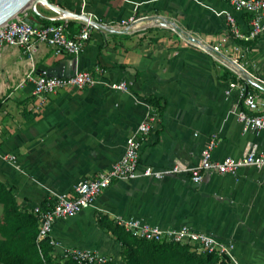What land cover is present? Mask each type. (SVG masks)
Segmentation results:
<instances>
[{
  "label": "crops",
  "instance_id": "crops-1",
  "mask_svg": "<svg viewBox=\"0 0 264 264\" xmlns=\"http://www.w3.org/2000/svg\"><path fill=\"white\" fill-rule=\"evenodd\" d=\"M55 5L91 17L101 27L94 28L78 58L57 57L44 44H37L33 54L0 48V181L22 210L70 195L81 182L109 171L148 119L149 97L167 108L143 149L142 168L164 170L177 163L193 168L214 135L219 138L213 154L217 161L242 156L249 143L264 151V135L245 134L238 124L235 100L225 95L229 73L213 57V46H232L219 15L233 12L227 0H58ZM233 14L240 32L247 34L249 18ZM27 15L43 27L44 19L32 11ZM132 17L136 24L119 27ZM83 24L75 22L69 36ZM248 44L252 52L241 62L264 76V38ZM83 71L93 72L100 85L60 90L44 102L25 81L31 72L69 77ZM120 83L129 91L108 88ZM6 155L16 156V166L3 159ZM132 218L163 230L190 225L234 242L242 264H264V170L243 169L238 177L210 174L201 185L184 175L115 182L93 208L57 221L53 237L62 248L98 252L120 263L122 248L109 223ZM53 254L61 259V249Z\"/></svg>",
  "mask_w": 264,
  "mask_h": 264
},
{
  "label": "built area",
  "instance_id": "built-area-1",
  "mask_svg": "<svg viewBox=\"0 0 264 264\" xmlns=\"http://www.w3.org/2000/svg\"><path fill=\"white\" fill-rule=\"evenodd\" d=\"M227 2L233 12L249 18L250 29L247 34L241 33L233 12L225 11L219 14L226 20L232 46L229 49H224L220 45L213 46V57L217 64L229 73L230 79L225 95L228 100H235L233 114L242 131L255 136L264 135V76L251 71L249 66L241 62L252 52L248 43L264 38V0H227ZM136 23V19L132 17L122 21L119 27L126 28ZM93 30L94 27L91 24H83L76 35L69 36L68 22L38 27L28 20L27 12H25L0 29V48H20L27 54H33L37 44H44L49 46L57 57L78 58L85 51ZM198 47L203 49L202 46L198 45ZM25 81L33 84L34 96L42 99L43 102L60 90L80 91L100 85V81L91 71L76 72L69 77L37 76L31 72L26 76ZM108 88L122 92L129 91L126 83L112 84ZM150 111L148 119L142 122L128 139L124 156L109 171L81 182L70 195L47 198L45 205L40 204L32 210L38 220V241L48 240L53 250L61 249L63 261L76 264L113 262L111 258L98 252L62 248L53 234L57 221L76 218L93 208L99 197L115 182H133L139 179L163 181L168 177L184 175L189 177L193 184L201 185L210 174L238 177V173L243 169L264 170V151L257 143H249L240 157L227 156L222 161L215 160L213 154L219 143V138L215 135L202 151L200 164L193 168L180 163L164 170L142 168L143 149L146 144H149L162 120L158 109L151 107ZM2 139L0 131V149ZM3 159L14 166L17 164V158L14 155H6ZM117 223L132 236L141 240L185 245L198 254H218L221 258H226L230 264H242L235 255L234 242L221 241L214 234L196 230L190 225L163 230L135 218L120 220Z\"/></svg>",
  "mask_w": 264,
  "mask_h": 264
},
{
  "label": "trees",
  "instance_id": "trees-1",
  "mask_svg": "<svg viewBox=\"0 0 264 264\" xmlns=\"http://www.w3.org/2000/svg\"><path fill=\"white\" fill-rule=\"evenodd\" d=\"M56 4L58 0H49ZM39 17V16H35ZM43 26L60 25L64 22L41 21ZM69 28L75 22H68ZM249 45V44H248ZM146 102L159 111L161 119L166 105L155 97ZM46 204V201L42 203ZM0 205L4 211V239L0 240V264H76L63 261L53 254L48 240L38 241V220L32 211H24L17 203L14 192L0 181ZM104 219L100 218V225ZM109 231L122 248V261L110 264H230L218 254H198L180 244L148 242L132 236L124 227L109 223Z\"/></svg>",
  "mask_w": 264,
  "mask_h": 264
},
{
  "label": "water",
  "instance_id": "water-1",
  "mask_svg": "<svg viewBox=\"0 0 264 264\" xmlns=\"http://www.w3.org/2000/svg\"><path fill=\"white\" fill-rule=\"evenodd\" d=\"M43 8L54 13L55 17H44L39 11ZM32 11L35 15L50 22H81L91 24L94 28L101 27L95 20L86 15L70 13L49 0H0V29L20 14Z\"/></svg>",
  "mask_w": 264,
  "mask_h": 264
},
{
  "label": "rangeland",
  "instance_id": "rangeland-1",
  "mask_svg": "<svg viewBox=\"0 0 264 264\" xmlns=\"http://www.w3.org/2000/svg\"><path fill=\"white\" fill-rule=\"evenodd\" d=\"M228 34L231 36L230 32L228 31ZM4 211H3V207L0 205V240L4 239L5 236V232L3 230L4 227Z\"/></svg>",
  "mask_w": 264,
  "mask_h": 264
},
{
  "label": "bare ground",
  "instance_id": "bare-ground-1",
  "mask_svg": "<svg viewBox=\"0 0 264 264\" xmlns=\"http://www.w3.org/2000/svg\"><path fill=\"white\" fill-rule=\"evenodd\" d=\"M155 22V21H154ZM150 23H152V22H150ZM159 25V24H158Z\"/></svg>",
  "mask_w": 264,
  "mask_h": 264
}]
</instances>
